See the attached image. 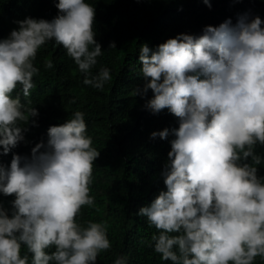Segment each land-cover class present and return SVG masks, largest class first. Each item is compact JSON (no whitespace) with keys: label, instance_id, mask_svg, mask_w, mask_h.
<instances>
[{"label":"clouds","instance_id":"9594fccd","mask_svg":"<svg viewBox=\"0 0 264 264\" xmlns=\"http://www.w3.org/2000/svg\"><path fill=\"white\" fill-rule=\"evenodd\" d=\"M55 7L52 20L25 17L0 40L3 155L25 139L27 128L18 121L38 115L21 102V93L28 97L34 87L39 69L33 61L42 45H62L85 85L102 89L112 78L107 67L91 71L103 54L94 39L95 7L86 0H58ZM139 63L144 84L133 94L143 98L150 89L144 107L153 114L168 109L179 125L150 134L174 137L161 172L166 191L136 213L159 230L150 246L172 264L264 259V178L246 162L259 164L254 147L264 145V21L244 14L236 24L226 19L205 26L200 35L180 33L155 50L143 44ZM45 67L53 68L52 60ZM92 143L85 114L75 111L64 124L50 126L46 143L30 155L13 153L9 166L0 165V194L14 195L11 209L0 203V264H96L111 247L107 221L81 226L76 220L82 206L94 205L89 185L100 153ZM113 264H128V257Z\"/></svg>","mask_w":264,"mask_h":264},{"label":"trees","instance_id":"16d2710c","mask_svg":"<svg viewBox=\"0 0 264 264\" xmlns=\"http://www.w3.org/2000/svg\"><path fill=\"white\" fill-rule=\"evenodd\" d=\"M95 7L94 39L103 54L91 69H110L111 80L102 89L83 83V74L62 45L54 40L37 51L34 66L39 69L33 77L34 87L21 102L36 108L38 115L18 121L26 127L24 141L7 155L0 148V165H10L13 153L30 155L31 148L47 141L50 126L64 124L75 111L85 114L86 134L92 137L99 156L93 162L89 195L94 205L81 207L76 220L81 226L88 221H107V235L111 247L99 253L96 264H113L121 255L128 264H172L162 260L150 246L151 236L159 230L145 217L136 215L141 207L149 206L166 186L161 176L171 150L166 139L150 138L153 131L177 128L178 118L163 109L153 114L144 107L153 95L149 89L142 98L133 90L142 88L140 46L151 50L180 33L200 35L205 26H218L226 19L236 24L240 15L249 20L259 16L264 21V0H86ZM58 0H0V40L18 28L16 21L25 17L52 20L58 14ZM115 48H110V43ZM52 60L53 68L45 67ZM20 86H17L19 91ZM16 92L13 93L15 95ZM31 101V103H28ZM35 120V125L32 121ZM261 162L251 158L246 162L257 167L258 177L264 178V145L254 147ZM13 196L0 194V203L11 209ZM54 249H46L51 252ZM27 252L22 246L21 255ZM31 259V254H29ZM253 264H264L257 256Z\"/></svg>","mask_w":264,"mask_h":264}]
</instances>
